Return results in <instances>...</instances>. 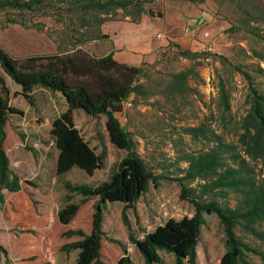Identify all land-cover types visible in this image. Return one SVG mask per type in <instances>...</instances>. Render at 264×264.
Returning a JSON list of instances; mask_svg holds the SVG:
<instances>
[{
    "label": "trees",
    "instance_id": "trees-1",
    "mask_svg": "<svg viewBox=\"0 0 264 264\" xmlns=\"http://www.w3.org/2000/svg\"><path fill=\"white\" fill-rule=\"evenodd\" d=\"M155 1L0 0V14H5L7 24L45 32L54 41L57 50L54 54L17 58L0 45V65L4 71L0 72V211L6 202L4 191L18 193L24 199L27 195L21 178L11 168L7 154L8 146L14 142L8 130L10 120L13 116L24 115L12 104L8 76L21 87L20 95L32 107L35 105L34 92L37 87L59 93L66 101L67 110L53 120L50 132L59 152L56 165L58 177L74 168L93 176L105 165L107 151L97 153L77 128V110L96 120L106 117L111 144L128 152L108 181L96 186L65 182L67 203L59 210L57 221L62 226L64 238L77 237V240L64 244L61 251H78L77 264H105L102 260L105 244L124 251L119 264H135L122 241L107 235L102 227L107 204L117 202L124 204L123 223L130 241L143 255L145 264H164L161 252L172 255L176 264H197V248L201 229L207 223V214H216L224 228L227 251L221 264H251L248 260L251 254L260 256L264 263V252L245 243L235 231L240 226L243 232L264 241V231L259 229L264 225V179L256 178L258 166L264 171V90L256 87L253 73L231 64L249 86L250 108L240 122L237 141H226L224 135L209 124L184 128V132L194 141L212 146L195 154H182L178 161H184L187 166L178 165L172 178L164 174L156 175L148 168L119 118L132 94L145 95L140 79L146 69L121 64L113 54L95 56L85 47L89 42L110 38L103 32V26L109 20H128L138 24L145 15L163 18V12L148 8ZM120 13L122 16L118 18ZM28 16H31L29 20ZM40 18H50L59 27L47 31L46 23ZM254 34L264 40L260 32ZM169 46L177 49L175 54L180 58L193 61L213 58L230 64L227 57L211 51L184 49L172 41L168 42ZM253 54L258 59L254 71L256 75L264 77L261 65L264 52L253 50ZM193 73V69L189 68L170 74V82L164 93L187 95L191 90L189 80ZM220 100L223 111L229 112V96L224 84L220 89ZM14 129L17 130L16 127ZM16 132L26 143L24 134L18 130ZM25 145L35 156L36 150ZM162 180L177 182L181 187V198L194 206L195 213L180 220L170 219L154 231L145 233L140 240L135 236L127 210L135 208L151 184L158 187ZM230 194L236 196L235 206L230 203ZM74 195L81 196L79 203L72 202ZM93 200V215L86 225L82 218L83 208ZM136 221L139 224L138 216ZM0 252L5 255L4 264H10L8 251L1 244Z\"/></svg>",
    "mask_w": 264,
    "mask_h": 264
},
{
    "label": "rangeland",
    "instance_id": "rangeland-1",
    "mask_svg": "<svg viewBox=\"0 0 264 264\" xmlns=\"http://www.w3.org/2000/svg\"><path fill=\"white\" fill-rule=\"evenodd\" d=\"M148 8L156 12L164 9H182L184 13L188 9L201 11L199 29L209 33L208 36L204 34L209 41H202L205 45L197 46L200 48L197 51H211L230 61V64H224L213 58L188 60L178 57L176 48L171 49L157 68L146 69L141 77L145 95L132 94L124 104L123 114L119 118L135 141L136 152L154 174L173 178L178 165L187 166L184 161H178L182 154H195L212 146L194 141L184 132V128L209 124L223 134L226 141H237L240 122L250 108L249 86L231 64L252 72L256 87L264 90V77L256 75L254 71L258 59L253 54V50L264 52V40L254 34L260 32L264 36V0H156ZM121 16L120 13L118 18ZM30 18L28 16V20ZM40 21L46 23L47 31L59 27L50 18H40ZM112 21L115 20L108 22ZM157 26L161 30L170 29L162 22ZM230 28L232 31H229ZM198 33L196 31L194 34ZM102 42L92 41L85 47L95 56H101L104 54ZM0 45L17 58L57 52L54 41L45 32L9 25L5 14H0ZM261 65L264 68V62ZM189 68L194 71L189 80L190 92L184 96L166 95L164 92L170 82V74ZM0 72L4 73L1 65ZM6 78L12 91L13 106L24 112L23 116H13L10 120L8 130L14 142L8 146L7 154L12 170L21 178L27 195L24 199L18 193L4 191L6 202L0 211V244L8 251L10 264H77L78 251H61L64 244L77 240V237L64 238L62 226L57 221L59 210L67 203L65 182L96 186L108 181L128 152L111 144L106 117L96 120L77 110V128L97 153L107 151L105 165L93 176L74 168L58 177L55 173L57 149L50 132L53 120L68 108L64 97L37 87L34 92L35 105L32 107L20 95L21 87L8 76ZM222 84L229 96V112L223 111L220 106ZM15 127L24 134L26 143L18 137ZM25 144L36 150L35 156L26 149ZM256 178L264 179L261 166L256 169ZM229 200L232 206L236 205L234 194H230ZM80 201L81 196L74 195L72 202ZM94 202H88L83 208L82 218L86 225L93 215ZM123 209L122 203L107 204L103 214V230L110 237L122 241L135 264H145L143 255L129 239L122 219ZM194 213V206L181 198V187L174 180H162L158 187L151 184L135 208L127 210L135 236L140 240L145 233L154 231L170 219L180 220L192 217ZM206 220L197 248V264H221L227 251L224 228L216 214H207ZM259 229L264 231V225ZM235 231L245 243L264 252V241L243 232L240 226ZM162 255L164 264H176L172 255L165 252ZM123 256L121 248L105 244L102 257L105 264H119ZM248 260L251 264H264L260 256L254 254ZM0 263H5V255L1 252Z\"/></svg>",
    "mask_w": 264,
    "mask_h": 264
},
{
    "label": "crops",
    "instance_id": "crops-1",
    "mask_svg": "<svg viewBox=\"0 0 264 264\" xmlns=\"http://www.w3.org/2000/svg\"><path fill=\"white\" fill-rule=\"evenodd\" d=\"M162 12L163 18L145 15L138 24L128 20L106 23L103 26V32L110 38L102 42L104 55L113 54L114 59L121 64L152 69L157 68L166 54L174 49L171 46L168 47V41L158 37L160 33L166 34L173 44L192 51L200 49L197 46H204L202 41H209V38L205 37L209 33L199 29L202 21L200 20L201 11L188 9L184 13L182 9H164ZM161 22L170 26V29H159L157 25ZM187 28L189 32H186ZM196 31L199 32L197 35L194 34ZM58 156L57 150L55 173Z\"/></svg>",
    "mask_w": 264,
    "mask_h": 264
},
{
    "label": "built area",
    "instance_id": "built-area-1",
    "mask_svg": "<svg viewBox=\"0 0 264 264\" xmlns=\"http://www.w3.org/2000/svg\"><path fill=\"white\" fill-rule=\"evenodd\" d=\"M186 32H189V29L187 28L186 29ZM158 37L159 38H162V39H165L166 41H171L169 38H168V36L166 35V34H163V33H160V34H158Z\"/></svg>",
    "mask_w": 264,
    "mask_h": 264
}]
</instances>
